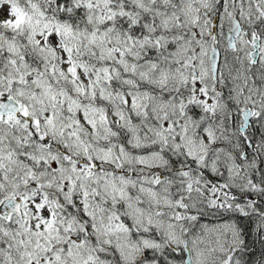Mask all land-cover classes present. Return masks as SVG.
<instances>
[{"label": "snow or ice", "instance_id": "1", "mask_svg": "<svg viewBox=\"0 0 264 264\" xmlns=\"http://www.w3.org/2000/svg\"><path fill=\"white\" fill-rule=\"evenodd\" d=\"M0 264H264V0H0Z\"/></svg>", "mask_w": 264, "mask_h": 264}]
</instances>
